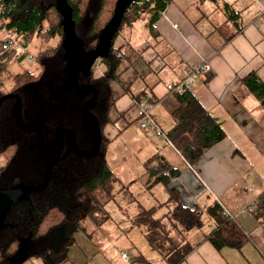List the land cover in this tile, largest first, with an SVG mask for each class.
<instances>
[{
	"label": "trees",
	"instance_id": "16d2710c",
	"mask_svg": "<svg viewBox=\"0 0 264 264\" xmlns=\"http://www.w3.org/2000/svg\"><path fill=\"white\" fill-rule=\"evenodd\" d=\"M66 2L71 10L76 39L84 51L94 50L117 0ZM170 2L172 0H133L108 52L96 61L105 67L103 74L97 76L94 64L85 73L77 71L71 85L65 60L64 19L57 9V0H0V60L23 61L34 37L45 41L59 39L55 46L36 55L35 63L39 67L36 75L28 70L19 72L12 76L14 86L6 93L0 92V99L11 95L0 107V157L5 160L0 166V201L9 202L0 213V264H22L26 259L46 258L53 264H65L73 235L79 229L87 231L81 226L82 217L99 228L110 220L106 206L114 200L119 180L103 155L109 142L103 129L112 123L110 114L114 106L106 85L117 78L122 56L113 43L124 27H131L145 13L151 14L148 28L154 32L153 23ZM8 33L14 35L17 45L7 44L12 37L6 35L4 38L3 35ZM0 64L2 69L3 63ZM243 82L256 98L264 101V84L255 74H249ZM173 95L177 106L171 113L173 126L166 137L187 164L195 167L202 155L225 135L190 90ZM18 99L24 126L40 128L37 132H26L17 124ZM95 119L101 134L99 154L85 157L70 150L75 141L81 153H94ZM46 130L42 146L49 151L59 148L63 132V149L51 167L47 183V171L57 156L43 152L38 146ZM18 163H27L26 168L22 167L23 174L14 166ZM147 174L149 185H162L169 194L166 203L172 204L170 223L154 218V213L164 204L157 208L139 207L132 222L143 229L148 243L168 264L181 263L193 248L168 234L171 231L180 233L178 228L182 233L200 230L204 215L214 225L204 239L216 250L225 247L239 250L246 243L244 232L217 202L204 210L181 203L178 192L171 187L172 180L180 175L178 169L160 161L157 166L148 168ZM256 207L254 213L263 219L264 193L259 196Z\"/></svg>",
	"mask_w": 264,
	"mask_h": 264
},
{
	"label": "crops",
	"instance_id": "0c3cea01",
	"mask_svg": "<svg viewBox=\"0 0 264 264\" xmlns=\"http://www.w3.org/2000/svg\"><path fill=\"white\" fill-rule=\"evenodd\" d=\"M150 18L151 14L145 13L131 27H124L114 40L113 46L120 49L122 56L117 78L106 85L114 99L110 116L112 123L117 120V125L113 128L120 132L131 130L139 121V105L150 104L151 117L166 136L173 126L171 113L177 106L175 96L167 92V84L181 82L190 67L207 62L210 74L197 81L190 91L225 136L202 155L195 167L187 164L167 137L162 139L165 147H159L160 139L152 125L151 138L143 140L146 149H153L149 158L141 161L140 153L133 149L119 148L117 155L126 152L125 156L128 154L142 164L146 173L148 168L166 161L180 171L171 187L178 192L184 206L204 210L217 202L246 235V243L239 250L227 247L216 250L204 239L214 225L201 235L193 230L179 231L182 237L179 241L193 247L179 264H264V218L254 213L257 207L252 212L248 210L250 205H257L259 196L264 193V101L256 98L243 82L253 73L264 84V13L254 0H172L153 23L154 32L148 28ZM143 29L148 34L147 39L142 35ZM94 69L97 76L105 71L99 62H95ZM113 111L116 118L112 116ZM131 111L132 115L125 120ZM106 130L109 131L104 128L103 135L108 138ZM108 139L109 145L112 140ZM119 163L120 160L117 165ZM130 173L133 178L138 175L132 170ZM149 187L152 190L155 186ZM129 198L136 201L133 194ZM163 198L168 202L169 194ZM164 203H147L144 209L157 208ZM110 221L112 226L105 227L112 230L95 234L103 242H106L103 236L112 240L109 248L113 254L99 248L100 244L94 245L98 254L94 251L83 257L82 264H168L146 239L149 246L143 249L134 247L135 235L133 240L125 236L118 240L112 231L119 233L121 224L113 217ZM93 237L86 236L89 241H93ZM119 241L126 247L115 248L114 243ZM66 253L68 262L65 264H79L75 257L69 263L68 249Z\"/></svg>",
	"mask_w": 264,
	"mask_h": 264
},
{
	"label": "rangeland",
	"instance_id": "374dc122",
	"mask_svg": "<svg viewBox=\"0 0 264 264\" xmlns=\"http://www.w3.org/2000/svg\"><path fill=\"white\" fill-rule=\"evenodd\" d=\"M44 27H45L44 29H46L47 24H45ZM124 31H126V29H124ZM146 34L147 32L143 29L142 35L147 39ZM6 35L14 39V35L9 33L4 34L3 37L6 38ZM131 38H134L133 34L131 35ZM148 40L152 41V39H148ZM58 41H59L58 38L45 41L44 38L37 36L33 38V42L28 46V49L26 50V55H27L26 58L20 63H18L16 59L13 58L9 60L6 58L1 59L0 63L2 62L3 66L2 69H0V92L6 93L14 86L12 76L19 72L28 70L34 75H36L39 71V67L35 63L36 55L39 54L41 51L48 49L51 46H55ZM110 84L111 83L108 84V87L110 86ZM159 85L160 88H162L163 86L162 82ZM148 98L150 100L151 96H148ZM132 113L133 112L131 111L126 116L125 120H128L129 116L132 115ZM112 116L113 118H116V114L114 113V111L112 113ZM114 124L117 125V120L104 127L105 129H109V131L107 130L105 131V134L106 136H108V138L109 137L111 138L112 142L109 145L107 144L105 146L103 150V155L105 156L107 164L112 169L119 182L115 186L114 200L107 204L106 211L111 217L114 218V220L117 223L120 222L121 224L119 225L121 233L120 232L116 233L114 232L115 230L112 231V233L118 237V240L121 239V236H125L132 239L133 236L135 235L134 247H141V249H143L145 248L144 246L148 247L149 244L145 240L146 238L143 233V229L141 227L136 226L132 222V220L137 215L140 206L143 205L142 208H145L146 207L145 205L147 203L148 204L164 203L167 199L163 197L164 195H166L167 190L162 185L155 186L152 190L149 189L150 187L148 184V179H149L148 174L145 172V170H143L142 164L136 162L134 158H130L128 154L125 156L126 152H124L122 155L119 156L117 155V152L119 148H122L124 151L133 149L135 151H138V153H140L141 157L139 158L141 161L146 160L153 153V149L152 150L146 149V143L143 142V140H145L146 137H149L151 133H153L154 131L152 132L153 129L151 128V126H148L145 130H142L140 128V121H136V123L131 126V130L127 132H120L118 130H115L113 128ZM152 135L154 137V134ZM115 138L117 139L114 140ZM159 139H160L159 147H165L166 143L164 142V140H162L161 138ZM118 160H120V163L117 165ZM4 163H5L4 158L0 157V166H2ZM134 163H136V168L133 169ZM26 164L27 163H23V164L18 163L14 166H16V169L22 171V167L26 168L25 166ZM31 167L32 165L30 166V168ZM130 170H132L133 172H137L138 175L133 178L132 174L130 173ZM21 173L23 174V171ZM148 191L151 192L148 193ZM130 194H133L135 196V200H136L135 202L130 200L128 196ZM160 194L161 196H159ZM8 203L9 202L5 204V207L8 205ZM170 212H172V204L165 202L164 205L161 206L154 213V218H162L165 223H170V219H171ZM203 221H204V225L202 226V228L200 230H193V233H198L199 235H201L203 233L209 232L211 226H213L212 220L204 215ZM107 224H110V226H112L111 221L108 220L99 228L91 224L85 216L82 217L81 226L86 227L85 229L87 231H83L82 229H79L73 235L74 240L67 248L68 253L70 255L69 263H71V258L75 257L77 258L79 264H82L83 260H85V258L83 257H88L94 251L95 253H97L96 252L97 246L95 247L94 245L99 246L100 244L101 247L99 248L104 249V251H107V253L109 254L111 252L113 254V250L109 248L112 245L111 243H113L112 240L109 237L103 236L104 241H106L103 242L100 236L95 234L96 232L99 233L98 231L100 230L101 231L112 230L110 227H105ZM173 225L175 227H179L176 223H173ZM177 230L181 231V229L179 228ZM170 234L168 235L174 240L179 241L181 239V236L176 231L174 232L171 231ZM88 235L89 236L94 235V237L92 238L93 241H89V238H86V236ZM122 241L124 242V239H122ZM114 246L115 248L119 247L121 249L126 247L120 241L118 243H114ZM118 251H120V249H118ZM126 252L128 253L129 251ZM22 264H53V263L49 258H46L44 262L38 259H30V260L26 259Z\"/></svg>",
	"mask_w": 264,
	"mask_h": 264
},
{
	"label": "water",
	"instance_id": "95a60500",
	"mask_svg": "<svg viewBox=\"0 0 264 264\" xmlns=\"http://www.w3.org/2000/svg\"><path fill=\"white\" fill-rule=\"evenodd\" d=\"M132 2L133 0H117L116 5L113 10V14L102 31L99 45L94 50L90 52H86L84 51L81 42L77 40L75 37L72 19H71V10L66 0H57V9L62 14L63 19H64L63 20V30L65 33V38H64V47L66 49L65 60L67 61V65H68L67 66L68 81L71 85H73L72 77L77 72V70L86 69L89 71L90 68L95 64V62L98 59L103 58L106 55V53L109 50L110 43L112 39L114 38L115 33L123 19V15ZM10 98H11V95H6L2 97L0 99V107L3 101H5L6 99H10ZM20 109H21V102L18 99V109L16 113L17 124L26 132H37L40 128L36 127V128L28 129L24 126L22 119H21V115H20ZM94 121H95L94 129H95V135H96L94 153L92 155H86V154L81 153L77 149L75 141H73L72 146L69 147L70 150L73 149L78 154H80L81 156H85V157H93L99 154L101 134H100L99 125L96 119ZM46 134H47V130L40 137L38 141V146L43 152L55 154L57 157L50 164V167L47 171L45 183H47L48 181L51 167L55 164L63 148V132H62L60 135V146L57 150L49 151V150L44 149L42 146V142ZM7 202H8L7 200L0 201V213L2 212V208H5V204ZM21 260H22V255H21V250H20V261ZM18 264H20V262Z\"/></svg>",
	"mask_w": 264,
	"mask_h": 264
},
{
	"label": "built area",
	"instance_id": "2783aa9c",
	"mask_svg": "<svg viewBox=\"0 0 264 264\" xmlns=\"http://www.w3.org/2000/svg\"><path fill=\"white\" fill-rule=\"evenodd\" d=\"M254 1L260 6L264 13V0ZM173 28L176 29L177 25H174ZM7 44L9 46H15L17 45V42L14 39L9 38ZM210 72L211 68L209 63L207 62L192 66L189 68L181 82H169L167 84V92L169 94H176L182 92L183 90H190L196 84L197 81L204 79L207 75L210 74ZM151 110L152 105L150 104L139 105L137 113L140 119V128L142 130H145L148 126L152 125L156 136L161 139H166V136L161 132V130L157 127L156 123L153 121V118L151 117ZM255 208V204L250 205L248 207V210L252 212ZM123 257L126 258L125 255Z\"/></svg>",
	"mask_w": 264,
	"mask_h": 264
},
{
	"label": "flooded vegetation",
	"instance_id": "af4514ba",
	"mask_svg": "<svg viewBox=\"0 0 264 264\" xmlns=\"http://www.w3.org/2000/svg\"><path fill=\"white\" fill-rule=\"evenodd\" d=\"M47 135V134H46ZM45 138V137H44ZM63 149V148H62ZM57 150V149H56ZM61 152H62V150H61ZM61 152H60V154H61Z\"/></svg>",
	"mask_w": 264,
	"mask_h": 264
}]
</instances>
